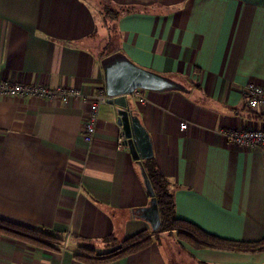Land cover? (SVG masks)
Listing matches in <instances>:
<instances>
[{
	"label": "crops",
	"instance_id": "obj_1",
	"mask_svg": "<svg viewBox=\"0 0 264 264\" xmlns=\"http://www.w3.org/2000/svg\"><path fill=\"white\" fill-rule=\"evenodd\" d=\"M138 10L112 20V50L85 41L96 21L82 0H0V79L49 87L104 88L100 60L120 50L136 64L189 91L127 96L171 182L175 213L223 238L264 237L263 149L245 148L223 128L264 127V107L247 105L244 87L264 86V0H105ZM108 44L111 38L107 34ZM88 104L0 95V217L45 226L65 237L61 251L2 236L0 264H91L73 257L101 238L123 239L150 224L132 209L149 204L115 104L98 110L93 141L82 140ZM185 122L186 127L180 128ZM159 243L98 264H264L257 252Z\"/></svg>",
	"mask_w": 264,
	"mask_h": 264
},
{
	"label": "trees",
	"instance_id": "obj_2",
	"mask_svg": "<svg viewBox=\"0 0 264 264\" xmlns=\"http://www.w3.org/2000/svg\"><path fill=\"white\" fill-rule=\"evenodd\" d=\"M136 10L138 9L132 6L115 7L105 3L103 16L115 20L120 15ZM142 164L156 200L160 219L158 228L144 229L123 239H117L113 235L101 238L105 251H97V248L83 243L74 252L75 259L91 264L108 263L137 252L151 243H159L164 235L181 246L186 243L193 248L240 252H257L264 249V237L255 241L227 239L206 232L188 220L178 218L175 213L171 182L161 171L155 157L143 159ZM131 211L137 215L136 209ZM2 236H10L53 251H61L65 243V237L62 234L48 227H29L0 217V239Z\"/></svg>",
	"mask_w": 264,
	"mask_h": 264
},
{
	"label": "water",
	"instance_id": "obj_3",
	"mask_svg": "<svg viewBox=\"0 0 264 264\" xmlns=\"http://www.w3.org/2000/svg\"><path fill=\"white\" fill-rule=\"evenodd\" d=\"M100 63L103 70L104 90L109 96L107 103L117 106V123L122 127L138 177L150 199L147 206L136 210L150 224V228L155 230L160 223L159 213L142 164L143 159L153 156L152 143L138 116L130 108L127 96L134 94L137 89L189 90L167 75L136 64L120 50L104 56Z\"/></svg>",
	"mask_w": 264,
	"mask_h": 264
},
{
	"label": "built area",
	"instance_id": "obj_4",
	"mask_svg": "<svg viewBox=\"0 0 264 264\" xmlns=\"http://www.w3.org/2000/svg\"><path fill=\"white\" fill-rule=\"evenodd\" d=\"M0 95L5 97L20 98H41L47 101H55L60 103H68L71 99H80L88 104L87 117L84 121L82 140L90 144L93 141L94 133L98 122V110L100 105L107 103L109 96L105 93L104 88L99 89L93 95H87L80 87L75 86H58L49 87L37 83H24L21 81H10L0 79ZM140 101L145 98L134 92ZM244 95L247 105L250 108L264 107V86L249 81L244 87ZM186 127L185 122L180 123V128ZM219 133L225 138L231 140L237 145L245 148L263 149L264 154V127L260 128H223ZM118 144L123 145L126 141L123 130L118 136Z\"/></svg>",
	"mask_w": 264,
	"mask_h": 264
},
{
	"label": "rangeland",
	"instance_id": "obj_5",
	"mask_svg": "<svg viewBox=\"0 0 264 264\" xmlns=\"http://www.w3.org/2000/svg\"><path fill=\"white\" fill-rule=\"evenodd\" d=\"M88 6L90 14H92L93 20L96 21V29L94 32L96 35L86 37L85 41L92 42L95 44V48L105 49L107 52L112 50V48L117 45L118 42V32L114 29L113 22L109 18L103 16V5L105 0H82ZM131 6V5H129ZM137 8L136 6H132ZM107 34L111 38V43L108 44ZM173 241L174 240H170Z\"/></svg>",
	"mask_w": 264,
	"mask_h": 264
}]
</instances>
